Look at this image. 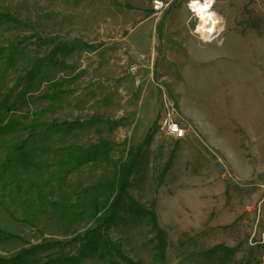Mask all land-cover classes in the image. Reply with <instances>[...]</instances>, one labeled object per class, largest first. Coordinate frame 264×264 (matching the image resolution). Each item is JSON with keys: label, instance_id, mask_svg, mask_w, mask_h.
<instances>
[{"label": "rangeland", "instance_id": "374dc122", "mask_svg": "<svg viewBox=\"0 0 264 264\" xmlns=\"http://www.w3.org/2000/svg\"><path fill=\"white\" fill-rule=\"evenodd\" d=\"M150 1L0 0V14L17 20L0 21V101L48 54L42 40L95 47L59 58L63 67H43L26 105L6 115L33 128L0 137V166L7 157L16 158L14 149L23 141L31 150L29 167L12 161L5 171L0 168V231L17 237L0 235V257L66 242L93 226L78 215L89 211L88 189L110 179L113 168L95 163L71 170L61 164L67 148L108 141L114 161L152 129L128 197L155 214L166 241L164 259L154 254L148 218L138 223L122 213L108 238L135 264H264L263 0H216L213 10L224 33L209 43L195 38L186 0L174 1L159 42L155 25L162 14L144 20ZM10 48L17 53L12 66ZM131 65L142 80L139 87L128 74ZM61 81L69 95L56 102L39 99L49 83ZM162 91L182 118V140L160 129ZM92 116L122 123L113 131L95 125L71 134L45 133L53 120ZM104 197L100 192L98 201ZM217 246L233 249L224 263L221 251L204 255ZM76 249L41 252L31 264L74 255ZM84 264L102 262L92 255Z\"/></svg>", "mask_w": 264, "mask_h": 264}, {"label": "trees", "instance_id": "16d2710c", "mask_svg": "<svg viewBox=\"0 0 264 264\" xmlns=\"http://www.w3.org/2000/svg\"><path fill=\"white\" fill-rule=\"evenodd\" d=\"M175 3H171L169 9L162 14V17L155 25L156 38L160 42L163 38L165 24L171 14V10ZM153 14L148 11V17ZM0 21L16 23L17 20L9 14H0ZM43 45L50 47L48 54L41 58H37L32 67L25 72L23 77L18 79L14 87L7 91L0 101V137L16 134L25 129H32L33 125L24 126L23 120H7L6 115L21 109L27 103V96L34 87V82L42 76L43 67L51 66L63 67V63L59 58L66 57L77 50L94 49L92 45L82 43L68 44L55 39H47L41 41ZM7 62L12 66L15 61V48L8 50ZM19 87V91L14 95L15 89ZM71 91L66 90L64 82L49 83L46 92L39 99L42 101L56 102L61 98L70 94ZM26 118V117H25ZM122 121H111L103 119L100 116H92L85 121L74 120L57 122L55 120L45 125V133L49 134H71L79 130L89 129L95 125H103L107 130L113 131L121 125ZM152 129H150L145 139L136 146L130 147L124 158L111 160L110 155L113 152V145L104 140H100L84 149L67 148L64 151L65 161L61 163L68 166L71 170L78 169L87 164L106 163L113 168V174L110 179L97 183L90 187L88 191L93 193L89 200V211L82 212L78 217L86 215V218L93 224L91 228L82 234L76 235L69 241L61 242H44L40 245L30 246L27 249H21L10 258L0 257V264H31L34 262L36 254L56 249L63 251L66 248L77 245L74 255L56 256L49 259L46 264H84V261L92 255H96L102 264H135L132 259L125 256L121 247L117 243H113L106 233L115 227L118 221L123 220L122 213L128 215L131 221L140 223L143 218H148L151 230L155 233L154 238L156 244L154 246L155 256L163 260L166 250V241L164 232L159 228L155 214L147 210L136 200L128 197V190L131 187L132 177L138 169L144 149L150 144L152 137ZM27 140L15 147L14 154L16 158L7 157L5 162L0 166L1 170H6V164L14 161L15 164L23 168L30 166L31 150L26 149ZM14 159V160H13ZM105 193L102 203L98 201V194ZM154 205V203H152ZM0 235L6 239H17L13 235H6L0 231ZM223 252L220 262L224 263L228 256L233 253V249L224 246H217L208 250L204 255L211 257L216 252Z\"/></svg>", "mask_w": 264, "mask_h": 264}, {"label": "built area", "instance_id": "2783aa9c", "mask_svg": "<svg viewBox=\"0 0 264 264\" xmlns=\"http://www.w3.org/2000/svg\"><path fill=\"white\" fill-rule=\"evenodd\" d=\"M176 0H170L168 2H165L163 0H151L149 3V11H152L154 14H163L165 11L169 9V6L171 3H173ZM194 1H200L204 2V0H186L184 2V6L187 10V12L191 15V17L197 22L199 21L197 15L195 12H193V9L191 8V4H193ZM213 3L210 5L211 11H214V0H212ZM196 31V25L194 26L193 32ZM194 34V33H193ZM195 38L198 37V35L194 34ZM218 36L215 39H217ZM145 61L144 57H138L137 62H143ZM128 74L133 77L134 83L136 87H139V85L142 84V80L140 77L137 76V67L136 65H131L128 68ZM162 98L164 101V119L160 125V129L162 132L165 133L167 137H170L176 141L182 140L185 137V129L184 126L181 124L182 118L176 111L175 105L173 102L169 101L167 99L166 94L164 91H162Z\"/></svg>", "mask_w": 264, "mask_h": 264}, {"label": "bare ground", "instance_id": "6f19581e", "mask_svg": "<svg viewBox=\"0 0 264 264\" xmlns=\"http://www.w3.org/2000/svg\"><path fill=\"white\" fill-rule=\"evenodd\" d=\"M204 2L194 1L191 4V8L193 12L196 13L199 21L196 24V31L194 34L198 35L197 39L203 41L204 43H209L213 39H215V35L220 36L224 33V24L222 18L218 16L214 11H211L209 7L205 8ZM213 1L211 0V4ZM210 4V5H211ZM201 9H204L201 11ZM263 10H264V0H263ZM210 17V18H209Z\"/></svg>", "mask_w": 264, "mask_h": 264}, {"label": "crops", "instance_id": "0c3cea01", "mask_svg": "<svg viewBox=\"0 0 264 264\" xmlns=\"http://www.w3.org/2000/svg\"><path fill=\"white\" fill-rule=\"evenodd\" d=\"M163 1H165V2H168V1H170V0H163ZM216 6V0H214V7ZM144 10H147V7L145 6L144 7ZM149 10V9H148ZM218 16H219V14H217ZM146 19H149V17H147V18H144V20H146ZM222 35H220V36H218V39L221 37Z\"/></svg>", "mask_w": 264, "mask_h": 264}, {"label": "clouds", "instance_id": "9594fccd", "mask_svg": "<svg viewBox=\"0 0 264 264\" xmlns=\"http://www.w3.org/2000/svg\"><path fill=\"white\" fill-rule=\"evenodd\" d=\"M211 4V0H206V3L204 5L205 8L209 7ZM204 9H201V11H203ZM210 18V17H209Z\"/></svg>", "mask_w": 264, "mask_h": 264}]
</instances>
